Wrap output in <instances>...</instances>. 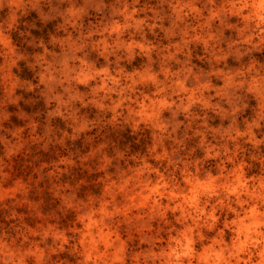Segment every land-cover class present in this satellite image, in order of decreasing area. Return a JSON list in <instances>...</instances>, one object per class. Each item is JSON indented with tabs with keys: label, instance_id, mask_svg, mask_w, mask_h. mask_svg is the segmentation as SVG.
Instances as JSON below:
<instances>
[{
	"label": "clouds",
	"instance_id": "obj_1",
	"mask_svg": "<svg viewBox=\"0 0 264 264\" xmlns=\"http://www.w3.org/2000/svg\"><path fill=\"white\" fill-rule=\"evenodd\" d=\"M0 264H264V0H0Z\"/></svg>",
	"mask_w": 264,
	"mask_h": 264
}]
</instances>
